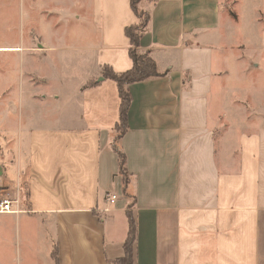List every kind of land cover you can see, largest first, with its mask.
<instances>
[{
  "label": "crops",
  "instance_id": "1",
  "mask_svg": "<svg viewBox=\"0 0 264 264\" xmlns=\"http://www.w3.org/2000/svg\"><path fill=\"white\" fill-rule=\"evenodd\" d=\"M49 1H17L23 40L0 47L20 62L5 95L16 101L19 86L20 103L26 100L0 111L19 125L17 149L6 144L0 152V198L19 196L22 174L29 187L21 212L0 213L9 215L0 216V259L16 231L8 228L20 225L28 264H55V246L59 264H110L125 255L129 203L111 147L119 89L102 68H132L125 28L139 19L131 0H74L73 17L66 0ZM252 1L250 15L234 1L235 17L224 0L142 1L151 19L138 49L163 75L127 86L120 144L132 177L136 264H264V0ZM257 14L260 35L247 39L235 21ZM76 19L85 44L66 39L62 49L54 35L70 37ZM228 23L232 37L225 39ZM61 50L69 57L57 76L43 71L41 58ZM67 62L69 77L61 72ZM67 80L76 93L62 109L56 84Z\"/></svg>",
  "mask_w": 264,
  "mask_h": 264
},
{
  "label": "rangeland",
  "instance_id": "2",
  "mask_svg": "<svg viewBox=\"0 0 264 264\" xmlns=\"http://www.w3.org/2000/svg\"><path fill=\"white\" fill-rule=\"evenodd\" d=\"M7 1H9V0H0V47L6 46L8 44H19L23 40V30H22V21H21L20 12H18L17 15L15 14V11L17 9L16 4H18V2L20 0H14L15 2H11V3H14L13 12H9V9L6 8V5H7L6 2ZM51 1L52 0L49 1V4L51 3ZM66 1H67L66 10L68 11L70 9L69 14L72 15L71 17H73L74 12L72 11V9H73V5H74V0H66ZM224 1H225V3H227L225 5L226 11L229 12V14L232 17H235V11L233 10V6H234V1H236V0H224ZM242 1L243 2L241 3L240 9H239L240 12L244 13L245 15H250L251 13L254 14L255 10H254V5L252 4L253 1L252 0H242ZM61 2H64V0H61ZM61 4L63 5L64 3H61ZM79 5L80 4H78V6ZM65 13H67V12H65ZM69 14H68L67 20H69V18H70ZM35 19H36L35 21L40 19L38 22L39 25L44 26L46 29H48V24H46L47 20L45 18H43L42 16H37V18H35ZM257 21L258 22L261 21L259 14H257L256 17L253 15L252 17H249V18L244 17L241 19H237L235 21V23H236L235 25H237V28L239 29V31H241V33H244V35H243L244 37H246L247 39H251L252 37H253L252 39H256L257 35L259 34V29L256 25ZM231 22H233V21H231ZM73 23H75V22L73 21ZM66 24L67 23H64L63 29H66ZM231 25L232 24L228 23L226 25V28L223 29L222 35L226 34L225 39H230L232 37V35L229 34L233 30V27ZM80 28L84 31V29L82 27V23H79V22L77 23V19H76V26H75V29L72 30L71 36L67 37V35L64 36L62 34L59 37L60 41H58V34H55L54 35V38L56 41L55 44L62 47V49H68V43H67L66 39L69 40V44L74 43L78 46H80V44H85L86 37H85V35L84 36L81 35L80 31L82 32V30ZM229 29H230V31H229ZM50 38H51V36H50ZM17 55L18 54H16V53H9V52H5L4 49H0V111H1V113H3L6 110L4 107L5 104H7V105L9 104L11 106V104L13 103V104H16L17 106H20V104L26 103L25 99H23V101L20 103V100H21L20 94L21 93H20L19 86H16L15 91L11 94V96L16 98V101H14V99H12L10 96H9V98H7V95H5V92L8 88V84L10 86L11 77L20 74V62L16 60ZM63 57L68 58L69 57V51H62L61 50L55 54L50 53V54L44 55L41 58L43 71L50 72L52 74L55 73V75L57 76V72L59 71V68L62 64L61 62L63 61ZM19 59L20 58H18V60ZM71 59H74V58L71 56ZM78 59L79 58H78V52H77V60ZM7 60L10 62L9 66L6 65ZM71 62H73V61H71ZM15 65L17 67V70L14 69ZM68 70H70L71 74H73L74 69L72 67V64H70L68 67V62H67L61 68V72L64 73L65 76L69 77ZM73 82L74 81H72V80L71 81L67 80V81H64L61 86L59 84H56V87H58L61 90L62 95H63L62 100H61L62 101V109H66L67 107L72 105V101H70V99H66V97H69V95L72 97L74 95V93H76V89H75L76 85ZM23 107H24V109H27L26 105H24ZM13 119H15L17 124H15V125L9 124V122L7 120H5V114L3 117L0 118V152L1 151L4 152V149H6L5 148L6 144H8L7 148H10L12 146L13 148L17 149V147H16L18 145L17 138H19L18 117L14 116ZM117 131H116V134H117ZM16 155H17V152H16ZM3 157H4V155H3ZM9 159H11V158H9ZM25 161L26 160H24V162ZM20 168H21V166L18 165V169H20ZM23 171L25 172V163H24V170ZM24 179L27 180L26 174H22L21 181H23ZM21 190L22 191L19 193L18 197L20 198V201H23L25 203L26 202L25 189L21 188ZM127 199H128V203H129L128 209H130L133 202H132V199L129 197H127ZM0 216H3V217L7 216L8 217L9 215L0 214ZM19 227H20V225H19ZM19 227H18V229H16V228L13 229L10 227L8 228V231H15V230L16 231L13 234V236L11 237L10 242L5 245L7 250H8L7 253L2 254L4 251H1L0 264H28V261L25 257V252L23 249L24 245H25V243H24L25 234L23 233V231ZM0 232L5 234V230L1 227H0ZM41 247L43 250V246H41ZM41 257L43 259L45 258L44 251L41 252Z\"/></svg>",
  "mask_w": 264,
  "mask_h": 264
},
{
  "label": "trees",
  "instance_id": "3",
  "mask_svg": "<svg viewBox=\"0 0 264 264\" xmlns=\"http://www.w3.org/2000/svg\"><path fill=\"white\" fill-rule=\"evenodd\" d=\"M143 0H131V6L139 21L136 24L129 25L125 28L127 37L130 39L131 48L130 56L133 60L132 68L124 72H116L109 66H103L102 74L106 78L114 80L119 89L120 95V119L113 129V139L111 147L118 156V174L122 178L123 193L125 196L134 201V195L130 191L132 177L128 172L126 154L123 151L120 141L128 130V113L131 105V94L127 86L134 82H140L149 78L163 75L158 69V65L154 58L148 52H141L138 48L140 40L151 19V14L142 6ZM94 82L89 83L86 87L93 85ZM119 132H118V131ZM117 131V134H116ZM21 186L25 189L26 201L29 198L28 179L21 181ZM133 205V203H132ZM132 207V206H131ZM130 209L127 210L126 216L128 220V230L124 241L125 255L110 260V264H136L135 262V241H136V220ZM53 259L55 264H59L57 246L53 250Z\"/></svg>",
  "mask_w": 264,
  "mask_h": 264
},
{
  "label": "built area",
  "instance_id": "4",
  "mask_svg": "<svg viewBox=\"0 0 264 264\" xmlns=\"http://www.w3.org/2000/svg\"><path fill=\"white\" fill-rule=\"evenodd\" d=\"M117 195L113 194L108 197V202L110 204L115 203ZM21 212L20 208V198L14 195L7 194L5 197L0 198V213H18Z\"/></svg>",
  "mask_w": 264,
  "mask_h": 264
},
{
  "label": "water",
  "instance_id": "5",
  "mask_svg": "<svg viewBox=\"0 0 264 264\" xmlns=\"http://www.w3.org/2000/svg\"><path fill=\"white\" fill-rule=\"evenodd\" d=\"M101 80L103 79V77L102 78H100Z\"/></svg>",
  "mask_w": 264,
  "mask_h": 264
}]
</instances>
